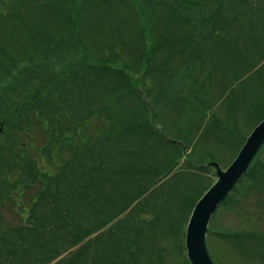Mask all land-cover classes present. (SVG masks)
I'll return each mask as SVG.
<instances>
[{
  "label": "rangeland",
  "instance_id": "rangeland-1",
  "mask_svg": "<svg viewBox=\"0 0 264 264\" xmlns=\"http://www.w3.org/2000/svg\"><path fill=\"white\" fill-rule=\"evenodd\" d=\"M221 1L0 0V102H23L22 109L8 103L3 113H7L6 121L16 116L12 112L21 113L20 120H24L22 131L16 134L21 139L16 152L13 143L17 140L12 141L10 132L0 126V264H39L43 253L37 252L42 242L45 247L61 248L72 239L73 231L88 229L90 208L75 205L69 217L63 216L64 225L62 222L47 236L43 234L41 243L33 241L25 221L31 216L30 201L42 190L38 170L56 179L63 162L71 160L72 149L82 148L94 138L100 139V148L104 149L102 142L117 130L125 136L118 148L133 151L134 163L136 155H142L154 170L152 177L135 179V165L127 179L111 172L108 177L129 194L145 192L147 195L136 207L147 205V210L135 215L132 211L130 223L123 222L127 213L99 231L105 233L103 236L96 234L85 240L82 244L90 248L82 261L95 263L110 255L116 261L133 258L134 264H191L186 247L191 212L217 178L216 170L208 177L198 168L217 164L227 170L264 120V0H226L222 9L218 6ZM230 6L234 10L228 9ZM201 13L213 22L217 15L224 17L228 26L220 32V43L208 42L203 54L199 50L200 56L192 52L184 56L186 45L182 40L190 37L187 24L192 26ZM176 16L186 20L184 28L177 21L157 49V39L171 28L170 21ZM197 36L200 41L199 33ZM186 61L193 64L190 72L188 68L180 69ZM33 68L45 86L49 80H59L51 87L55 108L48 125V118L41 123L38 116L35 121L40 109L31 108L33 87L38 85L34 76H29ZM88 69L101 75L96 79L98 84L90 85L89 79L86 84ZM112 89H117V97H109ZM112 99H122L121 104H115L109 113L104 111L99 120L92 117L87 121L89 113ZM57 108V115H62L59 119L54 118ZM108 115L114 125L110 121L104 129L102 122ZM57 127L63 131L58 144L55 141L59 134L53 137ZM72 129L79 130L78 136L70 133ZM71 137L74 142L61 149L62 141ZM49 146L55 150L53 158L47 156ZM101 154L100 159H86V167L97 160L96 165L105 170L124 168L115 155ZM257 161L264 167V149ZM75 168L68 164L66 173L70 178L77 174ZM32 169L37 177L30 175ZM146 180H150L149 185ZM157 182L150 190V185ZM231 195L234 202L219 209L210 233L231 232L243 240H222L210 234L207 242L211 256L216 264H264V172L256 173L254 179L246 177ZM120 197L122 194L115 195L119 204ZM19 200L21 209L14 206ZM42 203L36 215L43 223L46 220L42 215L48 209ZM59 208L67 210L66 206ZM245 233L260 236L253 239ZM24 236L30 238L26 245ZM4 242H9V247L17 245L16 250H8ZM97 249L100 251L96 253ZM61 258L53 264H70L73 254L65 253Z\"/></svg>",
  "mask_w": 264,
  "mask_h": 264
},
{
  "label": "trees",
  "instance_id": "trees-1",
  "mask_svg": "<svg viewBox=\"0 0 264 264\" xmlns=\"http://www.w3.org/2000/svg\"><path fill=\"white\" fill-rule=\"evenodd\" d=\"M221 3H222V5L220 4L218 6H219V8L222 9L223 5L225 3H227V1L222 0ZM228 9L234 10V7L230 6V7H228ZM214 14L216 16V13H214ZM180 18L178 16H176L175 18H173V20L170 21V23H173V24H171V28H168V30L162 35V37L157 39V41L155 43L156 48L163 45L162 43L164 41H166V34L170 33L172 31L171 30L172 28H175V24L177 23V21H180L181 25L184 28V20L185 19L181 20ZM196 18L198 20L193 21L192 26L187 24V26L190 29V31H187V34L190 37L186 38L185 40H182L183 43H185V45H186V49L182 51L184 56L186 54H188V52H190V53L192 52L195 56L196 55L200 56L201 54L204 53L205 46H207L208 42L213 41L215 43H220L221 42L220 37H219L220 32H222L223 29L228 26L225 24V22H226L225 18L218 16V15L215 18V22H213V20L208 15H206L205 13H201V16L196 17ZM199 29L201 30V32H199ZM195 30H197V32H195ZM198 33H199V37L201 39V40L199 39L200 41H198V39H197ZM201 33H203V34L201 35ZM188 48H190L191 51H188ZM199 50H200L201 54L199 53ZM88 58H90V57H88ZM84 62H85L84 64H87L85 59H84ZM82 65H83V62H82ZM92 67L94 68V70L97 69L96 66L92 65ZM191 67H193V64L188 63V61H186L182 64V67L180 69H182L184 71L185 69H187V68L189 69ZM79 68L82 69L81 66H79ZM94 70L88 69V73L90 74L89 75L90 77L88 76L86 78V80H85L86 84H87L88 79L91 81L90 85L98 84L96 79H99L101 77V75H98V73L95 72ZM189 72H190V69H189ZM36 74H37V72L35 71L34 68H33V70H31L29 72V76L30 77L34 76L35 84H38L37 86L33 87V91H34L35 95L33 97V100L31 101V103H32L31 108L35 109L37 111V109L39 107L40 110L37 111V116L35 117V121L38 118V116L40 118L41 123L43 121L47 122V118H48V123H47V125H48V124H51L53 121V119H51V117H49V116L51 115L52 109L55 108V106L53 104L54 100L51 98V87H53V86L55 87V85L58 84L59 80H54L52 78H49L52 80H49L45 86L43 84V82H41V77H39ZM190 74L188 73L187 76H189ZM63 84H65V82ZM116 90L117 89H112L109 91V97L110 98H112L114 96L117 97L115 95ZM124 96H126V95H124ZM41 97H43V103H42V99H40ZM39 101H40V104H39ZM121 101H122V99H118V100L112 99L108 103L103 104L100 110H97L94 113H89V115L87 117V121H90V119L92 117H95L97 120H99L98 117L101 116L102 113H105L104 111H107V113H109L111 111V109L113 108V106L115 104H121ZM4 102H6V103L0 102V113H1L0 116H4L3 121H2L3 125H0V126H1V128H3V131H6V133H7V131L10 132L9 134H10L11 138H14V139L10 138L12 141H14L15 139L17 140L15 143H13V144H15L14 150L16 152V146H18L20 144V141H21V139L16 134L22 131L21 130L22 126H23L22 122L24 120H22V122L20 120V117L22 116L21 113L12 112L13 115H16V116H14L16 118L11 116V118L9 117L8 120L6 121L5 114H7V113H3V110H4L3 107H8V103H10L12 105V107L15 106V107H19L20 109H22L23 108V102L22 103H14L12 101V99L10 101L4 99ZM67 102L70 104V100ZM57 106L58 105H56V107ZM62 106L64 108V105H62ZM8 109H10V108H8ZM11 109L18 110L16 108H11ZM49 110H51V111L48 112ZM57 112H59V108H57L56 112L54 113L55 119H59L62 117V115H57ZM23 115L26 116L25 114H23ZM27 117L30 119L29 115L26 116V118ZM105 118L106 119L104 122L101 121L103 126H104V129L108 128L110 121H111L112 125H114V123L112 121V116L108 115ZM40 126H43V125H40ZM50 126L53 127L52 125H50ZM57 126H61V125L59 124ZM43 127L47 128V126H43ZM86 128H89V127L87 126ZM73 130L74 129H72L70 131V133L73 132V134H75L77 131H79L78 129H76V132ZM106 131L108 132V129ZM62 132H63L62 128H58V127H57L56 131L53 132V137H55V135L59 134V135H57L58 138L56 137V141H55V139L53 140L52 133L50 134L48 132L49 133V139H51V141L53 140L52 144L54 143V141L57 144L60 142L58 139L63 138ZM79 134L81 135V132ZM125 135H128V137H130V134H128V133H125ZM76 136H78V133H76L74 137H76ZM74 137L68 138V140L66 142L62 141L61 146H63V147L61 149L64 150V147L67 148V146L71 145L70 142H74V140H73ZM124 137L125 136H122V133L119 130L116 131V134L111 133V137L107 136L106 137L107 139H105V141L102 142V143H105L103 145L104 149L102 147L100 148V139L99 138H94L91 140L88 139V143L84 144L86 146H82V148L77 146V148H78L77 150L73 151V149H72L70 151L69 155L71 156V160L67 161V163L63 162L64 166L61 168V170L57 171L56 179L52 178V176L50 174L41 173V170H38V173L40 172V175H41L40 178L43 181L40 185L42 187L41 188L42 190H41L40 195L33 197L32 201H30L31 206H33L30 209L31 216L27 219V221H25V223H26L25 229L27 231L32 232L33 241H34V239H36V240H38V242L41 243L43 234H45L47 236L49 234L48 232L51 233V231H53L56 227H58V225H62V222L64 225L65 222L62 221L63 216H65V214H68V215H66V218L69 217L71 209H73V206L76 205L79 208L83 209L84 206L88 205V207L91 210V215H90L91 225H89L88 229L82 232V231H80L81 230V227H80L78 232L73 231L72 232V239L70 238V241L64 242L63 247H61V248H59V247H56V248L45 247L46 244L42 242V245H40V250H39V252H37V253H43V258L39 264H53L57 261L61 262L63 260V258H61V257L65 253L73 254V258L70 260V264H84V261H82V260L85 257V255L89 253V252H87V250L90 248V247L88 248L89 245L84 246L82 244L85 240H87L88 238H90L91 236L96 235V234L98 235L97 237L103 236L105 233L100 234L99 231L105 229L106 227H108L109 225H111L112 223L117 221L118 218H121L122 216H124L127 213L129 215L133 211V215H135L136 213H145L146 212L145 210H147V205L142 206V207H140V206L136 207L137 204H140L144 200V197L147 195L145 192H137L134 194H129L123 190L121 185H117L116 182H113L108 177V173L111 172V174L116 173L119 176L123 177V179H127V176H131L133 174V168L135 165L137 167L134 171L135 179L144 178V175H146V177L147 176L152 177L151 174L153 173L154 169L152 170V168L150 167L151 165H149V163L146 161V159L142 155H140V154L136 155V161L134 163L133 162V155H134L133 151H130V150L124 151V150H120L118 148V146L120 145L119 140L123 139ZM96 141H99V142H96ZM93 143H96L98 145L95 146ZM98 150H101V151H98ZM48 151L49 152H48L47 156L53 158L55 155V150L51 151L50 146H49ZM101 152L104 154H107V155L109 154V156L115 155L116 157H118L117 160L121 161L122 166L124 168H122L120 170H113V171H112V169L105 170V169H103L102 166L96 165V163H98L97 160L94 161L95 164H93V166L86 167L85 160L89 159V158L91 159L94 156L95 157L97 156V158L100 159L101 155H102ZM14 154H15L14 157L18 158L16 156L17 153H14ZM64 157L65 156H62L59 153L60 159H64ZM68 164H70L73 168L76 167L75 169H77V174H74L73 178H70L68 176V174L66 173V168L68 167ZM261 170H262V172H264V167L262 165H260V162L257 161L254 163V165L252 166V168L250 169L248 174L245 176V178L248 177V179H254L256 173L260 172ZM202 171L206 173L208 170L202 169ZM33 172H34V169H32V172L30 173L31 176L35 175ZM3 181H6V180H3ZM0 182H2V179H0ZM145 182L149 185L150 180L149 181L146 180ZM158 182L154 185H150V190L154 186H156L158 184ZM34 183H35V181H34ZM53 184H56V185L54 186ZM27 186H28V188H30L32 185H27ZM147 189L149 190V187H147ZM52 190H55V191L52 192ZM117 190H119V191H117ZM236 190H237V188H236ZM21 192H23L24 195H26L25 189H23ZM2 193L3 192H1L0 194H2ZM10 193H12V192H10ZM116 194H122V196H123V197H120V204L118 201L119 198H117L118 200L115 199ZM231 196L221 206L220 209L225 208L234 202V198H232ZM199 200H200V198H199ZM199 200H197L195 202L193 209ZM148 202H149V200H148ZM18 203H21V200L14 203L15 204L14 206H16L17 208H19ZM41 203H42V205L43 204L45 205L46 209H48V211L46 212V215L45 216L42 215L44 220H46V221L50 220L53 224H49V222H46V221L42 223V220L37 218L38 214L36 215V213H38V211L36 209L39 205H41ZM160 204H162V203H159V205ZM59 205H61V207L66 206L67 210L64 211L63 208H59ZM19 209H21V208H19ZM106 210H108V212ZM133 215H129L128 218L127 217L124 218L123 222H128V223L133 222ZM34 216H35V218H34ZM114 227H115V225L112 228H114ZM111 229H109V231ZM211 235H214L217 238H220L222 240H226V239L230 240L231 238H237V239L243 240L242 236L236 235V234L231 233V232L226 233V232H215V231L212 232L211 231ZM244 235L248 236L249 238H253V239H258L257 236H260V235H254V234H249V233H245ZM28 239H30V238L29 237L26 238V236H24L23 245L24 244L26 245V241ZM9 242H4V244H5L4 246L6 247L8 245V250H9V248H10V250H13V249L16 250L17 245L16 246L14 245L13 247H12V245H10V247H9ZM17 243H20L21 247H22L21 242H17ZM79 245H80V247H79ZM91 245H94V244L91 243ZM135 245L136 244H134V246ZM93 247H91V249ZM116 248H119V246H116ZM73 249H76V250L74 251ZM112 250H111V248L108 247V251H111V253H113ZM99 251H100V249H97L96 253ZM130 253H133V249H131ZM31 255H32V253L30 255L26 256V258H30ZM106 257L101 259V261L95 262V263L93 260L89 264H134L133 258H131V260H129V261L128 260L126 261L121 257L119 260L116 261L110 255H107Z\"/></svg>",
  "mask_w": 264,
  "mask_h": 264
},
{
  "label": "water",
  "instance_id": "water-1",
  "mask_svg": "<svg viewBox=\"0 0 264 264\" xmlns=\"http://www.w3.org/2000/svg\"><path fill=\"white\" fill-rule=\"evenodd\" d=\"M264 147V121L255 129L231 167L223 172L218 165L217 183L197 204L187 230V251L191 264H215L207 237L213 216L248 173Z\"/></svg>",
  "mask_w": 264,
  "mask_h": 264
}]
</instances>
